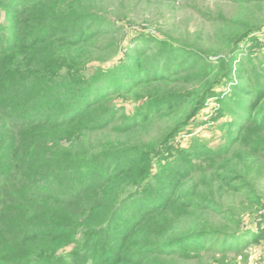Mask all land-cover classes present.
Returning a JSON list of instances; mask_svg holds the SVG:
<instances>
[{
	"label": "trees",
	"instance_id": "trees-1",
	"mask_svg": "<svg viewBox=\"0 0 264 264\" xmlns=\"http://www.w3.org/2000/svg\"><path fill=\"white\" fill-rule=\"evenodd\" d=\"M113 1L0 0V264H173L218 253L204 243L210 239L240 253L247 236L263 238L259 230H243L241 214L221 209L213 189L227 176L244 181L236 194L253 189L252 163L264 154V87L253 116L238 117L241 142L231 138L218 151L168 143L212 99L220 97L219 113L236 115L219 89L233 83L241 44L264 30V0H131L234 5V16L221 15L215 24L214 49L141 33L124 46L128 15L112 10ZM124 1L130 0L122 8ZM92 62L99 65L89 71ZM156 83L181 88L160 95L151 91ZM137 89L148 93L131 124L100 140L127 120L114 98ZM165 117L172 125L150 142L121 141L122 134H148L147 123ZM255 128L258 137L248 140ZM235 147L249 149L245 160L252 163L243 177L236 170L242 158L230 167L214 164ZM207 172L197 192L185 189Z\"/></svg>",
	"mask_w": 264,
	"mask_h": 264
},
{
	"label": "rangeland",
	"instance_id": "rangeland-1",
	"mask_svg": "<svg viewBox=\"0 0 264 264\" xmlns=\"http://www.w3.org/2000/svg\"><path fill=\"white\" fill-rule=\"evenodd\" d=\"M122 0H115L112 3L107 2L108 6L111 5L112 10L116 9V13L123 11L127 13L128 19L121 24L124 26L123 38L121 44L124 46L130 45L136 34L155 35L161 38L170 37L177 42L190 44H196L201 48H207L211 46V49L216 48L215 44H212L213 34L216 31V23L219 17L223 15L225 18L234 16L236 8L232 4L215 1H205L200 3H184L175 6H164L161 4L146 6L144 4L134 5V1H124L126 7L122 8ZM130 5V6H129ZM204 12V13H203ZM206 14V15H205ZM264 20V10L259 18ZM240 53L237 57H234V70L236 73L233 75V83L231 86H221L220 91L225 93L221 95V99L227 104V107L234 106L235 114L230 115L228 112L218 111V107L221 104L220 97L209 101L208 106L196 114L195 118L189 123L179 135L175 136L168 145L175 150L190 149L195 144H200L210 148L211 150L218 151L229 143L231 138L240 139L242 141L243 136L238 135L237 125L241 126L242 123L238 117L245 116L247 113L251 116L258 110L260 99L259 88L264 87V30L255 33L247 41L241 44ZM124 52V51H123ZM119 56L117 59H121ZM99 65L92 62L88 65L89 71ZM103 65V64H102ZM106 67H113V62L105 64ZM258 73L261 74L260 77ZM177 85H164L162 83L153 84L151 91H158L160 95L170 93L175 94L179 92ZM239 89V90H238ZM150 91L149 89H144ZM245 92V93H243ZM148 92H143L142 96L147 95ZM229 93V94H227ZM232 93V94H231ZM140 90H134L133 94L129 97H115L114 104L119 108L120 116L127 117L125 121H119L111 127L107 133L100 135L99 139H112L117 136L116 129L122 127L126 122L131 124L132 119L135 117L137 106L144 104V99H141ZM264 96V88L263 93ZM261 98V97H260ZM234 101V102H233ZM234 103H242L237 105ZM169 117L154 118L145 126L148 134H142V130L134 135H121V141L130 145L138 143L142 139L150 142L155 135H160L166 130V128L172 125ZM235 124V125H234ZM236 127L233 131V127ZM261 131L258 128L250 130L251 134L248 135V140L258 137V132ZM155 136V137H156ZM97 142V139H94ZM239 142V143H240ZM238 143V144H239ZM242 147V146H241ZM247 147L245 149L236 148L228 155L229 159L223 161H216L215 167L219 165L234 166L233 163L236 158H242L243 163H239L236 168L238 175L243 177L250 172V163H252L247 157ZM246 151V152H245ZM177 153V152H176ZM234 156V160H233ZM256 163H252L254 166V174L251 175V183L253 189L246 191L245 194H236L234 187L244 184V181L236 180L230 182L232 176H227L220 185H215L213 193L219 198L222 208L227 212H234L241 214V220L244 225V229L250 232L260 231L263 233V238L258 239L257 242H251L250 236L246 237V241L249 244H244L241 247L240 253H233L230 250H224L223 247H216L214 240L210 239L204 241L206 246L212 248L215 247L218 253H203L199 259L195 258H175L173 264H264V154ZM202 167L207 164H202ZM205 169V168H204ZM216 175L220 174V171H214ZM210 172L206 174H200L193 176L190 183H186L185 189L189 193L197 192L198 188L203 184V181L208 178ZM230 184V185H229ZM204 190V189H203ZM206 190V189H205ZM204 190V191H205ZM249 192V193H248ZM248 193L250 198H246ZM256 201H259L257 203ZM255 237V236H254ZM216 242V241H215ZM238 247L240 242L235 243ZM74 244L65 248L70 250ZM224 252V253H222Z\"/></svg>",
	"mask_w": 264,
	"mask_h": 264
}]
</instances>
